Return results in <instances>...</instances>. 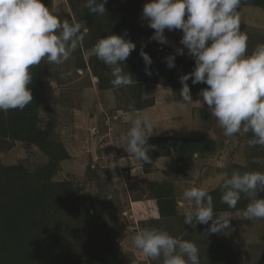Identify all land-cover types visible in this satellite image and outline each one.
Instances as JSON below:
<instances>
[{
  "label": "rangeland",
  "instance_id": "obj_1",
  "mask_svg": "<svg viewBox=\"0 0 264 264\" xmlns=\"http://www.w3.org/2000/svg\"><path fill=\"white\" fill-rule=\"evenodd\" d=\"M147 2L106 0V14L99 16L85 7L86 0H44L61 20L75 19L89 31L64 64L50 65L42 60L30 66L32 81L35 72L38 74L39 118L51 123L52 130L42 147L25 141L5 143L0 152L3 180L7 176L32 180L54 158L51 181L63 184L65 191L55 221L59 219L72 230L68 241L76 252H81L87 241L104 237L121 264H162V258L147 257L132 242L138 230L155 227L194 242L200 264H264V219L242 218L244 209L227 211L232 216V230L219 234L208 232L211 221L184 223L181 206L188 205L182 195L185 188L195 185L214 191L236 164L264 171V164L254 163L257 157H264V147L247 145L251 133L222 136L206 104L180 108L181 89L172 85L179 76L171 74L182 69L183 62L177 60L175 67L163 72L154 66V49L141 47L158 42L150 39L155 30L142 18ZM243 10L241 19L249 28L241 24V30L251 39L250 53L264 43V10L255 6ZM113 34L136 44L122 66L132 74L129 86L114 87L108 65L93 52L98 39ZM174 36L176 45L184 47L180 43L182 30H175ZM166 37L173 38L171 31ZM152 46L163 56L171 47L168 43ZM142 49L152 58L148 66L151 75L146 74ZM184 55H188L186 48ZM68 71L71 75L62 78L61 73ZM191 95L193 101L202 100L198 94ZM137 113L149 114L157 127L148 140L152 146L149 164L130 156L123 139ZM8 167L15 168V177Z\"/></svg>",
  "mask_w": 264,
  "mask_h": 264
},
{
  "label": "clouds",
  "instance_id": "obj_2",
  "mask_svg": "<svg viewBox=\"0 0 264 264\" xmlns=\"http://www.w3.org/2000/svg\"><path fill=\"white\" fill-rule=\"evenodd\" d=\"M105 4L106 0H86L85 7L103 16ZM241 4L242 0H148L142 18L155 30L150 39L161 44L168 43L165 29L182 30L180 43L184 47L178 48L176 54L183 55L186 48L188 55L195 58L193 71L180 76V108L206 104L222 136L251 133L247 145L264 147V43L248 52V37L241 31V12L237 11ZM88 31L75 19L61 20L44 0H0V111L23 110L31 103L30 66L39 65L42 60L50 65L64 64ZM135 48V42L124 35H108L95 43L93 52L108 65L114 87L132 84V74L122 66ZM176 54L166 57L169 68L175 67ZM140 55L146 74L151 75V56L143 49ZM70 75L71 71L61 73L62 78ZM190 78L193 84L208 85L198 93L202 100L193 101L187 83ZM154 129L157 127L149 114L137 113L123 137L130 156L151 163L152 146L148 140ZM254 163L264 164V157H257ZM220 189L221 202L230 209H235L242 197L249 200L242 218L264 219V199L258 198V192L264 191V171L234 170L224 177ZM182 195L188 202L187 207L181 206L185 224L211 221L208 232L212 234L232 230V216L227 211H214L213 197L206 188L193 185L185 188ZM132 242L147 257L162 258V264H200L194 242L159 228L138 230Z\"/></svg>",
  "mask_w": 264,
  "mask_h": 264
},
{
  "label": "trees",
  "instance_id": "obj_3",
  "mask_svg": "<svg viewBox=\"0 0 264 264\" xmlns=\"http://www.w3.org/2000/svg\"><path fill=\"white\" fill-rule=\"evenodd\" d=\"M241 6H255L264 10V0H249L248 3L242 1ZM146 34L147 32L143 35ZM249 42L251 39L248 37L247 44L251 46ZM152 45L160 47L161 43L153 42ZM152 45L141 47L154 49V55L157 54L154 66L168 73L166 57L176 54L177 49L169 45L170 50L166 56H163L160 50ZM177 60H181L184 65L182 69L171 74L174 77L179 76L178 79L173 80L172 85L182 89L180 76L193 71L195 59L190 55L176 54L175 62ZM35 74V81L29 84L33 101L23 110L0 111V152L4 150L5 143L9 140L35 143L42 147L52 130L51 123L42 122L38 115L40 93L37 83L38 74L37 72ZM187 83L191 92L195 94L206 87V83L193 84L192 78ZM262 151L264 152V149ZM53 159L41 167L32 180L25 176H21L20 179L7 176L8 179L3 180L0 171V264H121L120 257L111 248L108 238L102 237L99 240L95 237L85 243L81 252L72 250L74 245L68 241L69 232L72 230L59 219L55 221L57 218L55 211L65 191L61 189L63 184L51 181L53 167L56 165ZM6 169L12 173V177H15V168ZM234 170L243 172L248 171L249 168L236 164L228 170L227 176H230ZM209 194L213 197L215 212L243 210L249 203L247 198L242 197L236 208L230 209L221 202L220 187ZM258 198L264 199V194H258ZM90 247H92L91 251H89Z\"/></svg>",
  "mask_w": 264,
  "mask_h": 264
},
{
  "label": "crops",
  "instance_id": "obj_4",
  "mask_svg": "<svg viewBox=\"0 0 264 264\" xmlns=\"http://www.w3.org/2000/svg\"><path fill=\"white\" fill-rule=\"evenodd\" d=\"M244 8H245V6H241V5H239L238 8H237V11L241 12L242 14H244V13L242 12V11H244V10H243ZM186 17H187V13H186ZM186 17H185V18H186ZM241 24H242V25H245V27H248V28H249V25L245 24V20H244V18L241 19ZM242 25H241L240 27H242ZM168 32H170V31H168V29H165V33H164L165 36H166V33H168ZM171 35H172V37H173L172 39L167 38V40H168V45L173 46V47H175V48H179L180 46L178 47V44L176 45V43H175V36H174V35H175V30H172V31H171ZM263 39H264V38H263ZM171 41H172L173 43H172Z\"/></svg>",
  "mask_w": 264,
  "mask_h": 264
}]
</instances>
